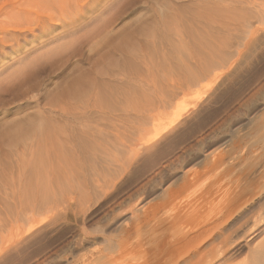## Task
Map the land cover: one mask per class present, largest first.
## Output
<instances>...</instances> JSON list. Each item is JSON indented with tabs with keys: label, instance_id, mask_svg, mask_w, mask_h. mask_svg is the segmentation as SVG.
Wrapping results in <instances>:
<instances>
[{
	"label": "rangeland",
	"instance_id": "obj_1",
	"mask_svg": "<svg viewBox=\"0 0 264 264\" xmlns=\"http://www.w3.org/2000/svg\"><path fill=\"white\" fill-rule=\"evenodd\" d=\"M10 1L0 0V37L15 35L0 41V264H253L264 252V0H131L111 25L110 0H89L78 15H103L81 34L103 72L106 29L108 44L132 32L139 51L128 68L114 64L130 70L129 90L114 76L119 104L96 112L57 93L98 55L18 84L42 60L39 43L65 40L64 23L28 32ZM40 114L67 134L78 125L59 114L89 117L85 139L43 148L24 127L44 124Z\"/></svg>",
	"mask_w": 264,
	"mask_h": 264
},
{
	"label": "bare ground",
	"instance_id": "obj_2",
	"mask_svg": "<svg viewBox=\"0 0 264 264\" xmlns=\"http://www.w3.org/2000/svg\"><path fill=\"white\" fill-rule=\"evenodd\" d=\"M88 2H89V0H11L10 1V5L14 6V11L11 12V14H13V16L15 18H17L21 21L24 20L25 23H27L30 26L28 32H32L34 30L45 31L48 27H52V26H54L53 29H56L57 26L55 23H58L60 25L62 23H64V24H62L63 27L61 28L62 31L58 34V36L61 35L60 37H62L65 40L61 41V42H57L56 40H53L54 38H52V39L49 38V39L42 41L41 43L38 42L39 45H41L40 46L41 49H43V50H41L36 56H39V58L44 60V62L40 63L42 61L41 60V61H39L38 64L34 65L30 69H26L27 68L26 66L23 67L22 69H20V72H18L19 73L18 81L21 80L22 78L23 79L20 82H18L19 85L23 84L24 81H26L25 79H27L28 77H31L33 74H34V76L41 74L46 67H52V66L57 65L56 70H59V66L63 67L66 63H68V64L71 63L72 57L79 56V58H81L79 61H83L84 59L89 61L92 56L98 55V50L93 51L91 47L88 49H85V47H87V43L83 38L84 35H82L85 33L81 34V32L84 31L86 25L89 26L88 21L93 20L94 22H97L98 18H101L100 16L103 15L102 11L100 12V14H98V16H96L94 18L91 17V19H89V18L86 19V18L82 17L81 15H78L82 12V10L84 9L83 8L84 6H88ZM130 3H131V0H121V1L110 0L109 1V5H108L109 10H111V11L114 10L113 14L110 12L111 15L108 19V23H110L109 25H111L113 20H115L117 18L118 13L122 9L129 7ZM103 5L99 4V5L94 6L93 8L90 7L89 9L90 10L91 9L97 10ZM52 23H54V25H52ZM12 32H14V30L3 31L2 35L0 37V41L7 44L9 42V40L12 39L11 37L15 36L14 34H12ZM103 33H104L106 39H108L107 50L104 53H102L103 54L102 58L104 57V59L105 58L107 59L105 61L106 65H107V66L105 65L106 66V68L104 70L105 72H103V70L100 68V67H102L103 64L101 63V60L99 61V58L101 57V55L100 56L98 55V58H96L93 61L94 67L92 65V67L90 69L85 70L79 64L74 65L72 68L73 74L65 79L68 81H64L63 83H61V89L57 93L58 97L67 98L66 102L71 104L70 105L71 107L73 105L74 107L79 108L80 106L83 105L84 111H87L86 108L87 109L91 108L93 110V112L101 110V109L105 108L106 106L108 107V105L112 106V107L114 105V107H116L115 104L116 105L119 104V103H117L118 100L116 99V97H117L116 95H118V93L113 89V87H109L110 83L115 82L114 76L119 77L122 75L124 77V80H125L124 82H122V83H124V86L126 87L127 86L126 84L129 85L128 75H129L130 70H129V72L125 71L126 72L125 75L121 74V71H118L117 69H116L117 71L115 72L114 71L115 70L114 64L118 63L119 62L118 60H120V61H122L121 64L127 66V68H128L130 63L132 61L134 62L133 59H135V57H137V55H138L137 53L139 51H137L136 49H135L136 50L135 51L133 49V45L131 43L132 32H130V31H126L125 33L123 32L124 34L122 35V39L120 41H118L117 43H111V44H108V43L112 42V34L110 35V32H108L107 29ZM46 34H49V33L46 32ZM18 37H20V36H16L15 41L19 40ZM22 39H24V35H22ZM175 40H176V38H175ZM53 43H55V44L53 46H51V44H53ZM96 45L97 44L94 43V47H96ZM139 48H141V47H139ZM100 51H101V49H100ZM37 52H38V50L34 51L33 53H37ZM99 65H101V66H99ZM92 68H93V70H92ZM87 71H88V73H86ZM112 78H113V80H112ZM117 79H119V78H117ZM105 80H108L106 83L109 84L106 86V88H104V86H103L105 83L102 85V82ZM111 86H113V84H111ZM116 86L117 85H115V87ZM130 88H131V86H130ZM128 90H129V87H128ZM128 90H126V91L129 94ZM126 91L123 92V95H127ZM121 94H122V92H121ZM124 99L127 101L129 98L127 99V97H124ZM58 100H60V99H58ZM63 101H65V100H63ZM125 103H124V105H125ZM77 105H80V106H77ZM125 106L127 107V105H125ZM60 109H59V111H61V113H62L63 109L61 107H60ZM64 110H67V109H64ZM110 110H111V108H110ZM78 114L80 116V115H83L84 113L83 114L78 113ZM59 116H61V118H62L61 121H63V120H65L66 122L70 121V123H75V125H78L77 132L74 134L73 133L67 134L66 132L64 133L63 131H61V132L58 131V133H57L55 130H53L54 128L51 127V124H52V122L50 120L51 117L48 119L47 118L48 116L44 117V116H41V114L39 116L36 115V117H38V119L42 120L44 122V124L42 122H41L42 124L40 122H37L36 119L34 118L33 120H29L28 124L26 123L27 125H24V127H26L25 130L27 132H32L33 134L35 133L36 137L43 141V143H44L43 148H46V149H49V147L52 148L51 147L52 145L50 146V144L54 143L53 141L57 140V139H59V142L61 140V142H66V143H67V141L75 139V138L79 139V140L85 139L84 132L80 128L84 127V126H82L83 123L89 121L88 120L89 117H79V116L77 117V116L73 115L72 116L73 118L69 119V118L64 117L63 115H60V114H59ZM90 119L92 120L93 117ZM57 123H58V121H57ZM89 123L94 124L95 122H89ZM96 124H98V123L96 122ZM58 125H59V123H58ZM80 125H81V127H79ZM19 131H20V129L18 130V132ZM14 133L17 134V131ZM22 133H23V131H22ZM32 133H30V134H32ZM28 139H29V137H28ZM35 140H36V138H35ZM33 143H34V139H33ZM82 144H84V143L82 142ZM91 147H92V144H91ZM44 153H45V150H44ZM49 153H48V150H46V153H45L46 156ZM69 169H70V167H69ZM73 184H74V182H73ZM85 188H86V186H85ZM91 193H93V192H91ZM206 195H207V193H206ZM203 200H204V198L198 199V203H201ZM193 207H194V205L192 206V209H193ZM185 208H186L185 206L182 207V209H185ZM221 210H223V209H221ZM222 213H223V211H222ZM224 214H226V211H224ZM180 217H182V216H180ZM221 217H222V214H221ZM184 219H186V218L184 217ZM202 224L205 225V223H202ZM210 228H211V226H207L206 229H204V230L202 229L201 233L199 231L200 234H197L196 236H203L204 234H207L210 231ZM194 230L197 231V229H191V227L187 232H183V230H182L183 233L182 234L180 233L179 236H189L190 234L194 233L193 232ZM152 231H153V229H152ZM188 241L190 242V240H188ZM253 250H255V249H253ZM262 251L263 250H261L259 253H256L254 255L255 257L252 258L253 264H254V262H256L255 264H261V262H264V252L262 253Z\"/></svg>",
	"mask_w": 264,
	"mask_h": 264
}]
</instances>
